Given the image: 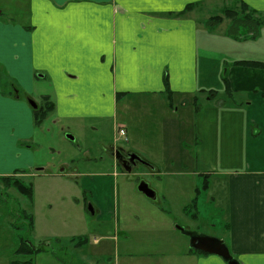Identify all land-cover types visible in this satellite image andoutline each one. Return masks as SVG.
I'll return each mask as SVG.
<instances>
[{
  "label": "rangeland",
  "instance_id": "rangeland-1",
  "mask_svg": "<svg viewBox=\"0 0 264 264\" xmlns=\"http://www.w3.org/2000/svg\"><path fill=\"white\" fill-rule=\"evenodd\" d=\"M28 1L0 0L3 18L26 23ZM207 5L186 13L194 12L202 23L221 19L212 34L202 32L201 37L208 36L202 38L203 52L198 54L199 80L208 78L216 102L225 97L224 83L216 77L226 71L224 62L257 56L264 63V27L258 39L233 41L221 35L229 25L224 11H239L241 3L214 1ZM38 84L35 82L36 87ZM48 92L36 88L31 99L42 107L41 96ZM0 93L10 99L9 105L0 104V158L8 169L0 177L24 172L15 177L32 190L28 199L0 180V264L27 260L31 264H183L178 254L191 251L189 238L170 227L211 236L222 233L221 227H213L216 211L209 200L210 192L201 187L208 176L212 181L224 179L212 177V172L239 166L243 155L240 143L226 147L213 138L209 148H199L204 151L197 154L195 165V132L200 142L201 131L209 137L213 129L221 130L217 122L212 128L206 125L208 117L215 119L217 115L205 109V97L195 107L190 102L185 107L179 103L171 107L163 98L133 96L120 102L114 120L81 123L56 120L48 114L34 126L28 98L1 68ZM174 107L175 113L171 111ZM122 125L127 128L125 138L118 136ZM252 130L257 132L255 126ZM109 143L136 151L157 170L137 164L126 173L106 153L104 144ZM174 149L179 153H170ZM177 155L184 162L175 166L168 160ZM175 172L185 175L174 176ZM141 182L155 192V200L137 191ZM195 188L198 194L193 197ZM192 197H197L195 209L189 203ZM93 208L97 210L94 215L89 210ZM166 211L172 215L167 217ZM198 211L201 216L193 220ZM25 215H31V231H27ZM24 240L33 247L44 242L49 247L30 256L15 254Z\"/></svg>",
  "mask_w": 264,
  "mask_h": 264
},
{
  "label": "crops",
  "instance_id": "crops-1",
  "mask_svg": "<svg viewBox=\"0 0 264 264\" xmlns=\"http://www.w3.org/2000/svg\"><path fill=\"white\" fill-rule=\"evenodd\" d=\"M214 1L242 3L264 12V0H29L26 23L6 20L0 12V68L27 98L36 88L49 91L41 99L46 97L53 104L50 114L56 120H114L120 102L133 96L163 98L171 107L174 103L185 107L189 102L195 107L205 97V109L217 115L208 117L206 125L212 128L217 122L221 130L213 129L209 137L201 131L200 142L195 132V165L197 154L209 148L213 138L226 147L240 143L243 155L239 166L212 172V177L224 179L212 181L204 172L216 211L213 227L223 229L219 236H206L221 240L237 264H264V68L234 64L263 61L252 56L224 62L226 71L216 77L220 82L227 79L225 97L214 102L216 93L208 78L199 80L198 54L203 52L202 38L208 36L201 37L202 32L212 34L215 28L208 29L194 12L177 15L190 5L197 10ZM2 97L0 93V104L9 105L10 99ZM171 111L177 112L176 107ZM182 160L177 155L168 161L177 166ZM1 161L0 175L8 173ZM149 164L151 171L157 170ZM171 215L166 211L167 217ZM197 216L199 211L192 219ZM170 228L179 232L177 227ZM178 256L183 264H226L215 255L182 250Z\"/></svg>",
  "mask_w": 264,
  "mask_h": 264
},
{
  "label": "trees",
  "instance_id": "trees-1",
  "mask_svg": "<svg viewBox=\"0 0 264 264\" xmlns=\"http://www.w3.org/2000/svg\"><path fill=\"white\" fill-rule=\"evenodd\" d=\"M192 8V5L188 6L184 12L179 13L177 15H183L186 14V12ZM224 16L229 20V25L226 29V35L230 37L233 40L236 41H244V40H255L258 38L259 32L262 27H264V12H256L254 10H250L248 7H246L244 4L241 3V8L239 11H233V10H226L224 11ZM221 22L220 17L214 18L211 21H207L205 23V26L208 29L215 28L219 23ZM234 64L244 66V67H250V68H264V63L257 62V61H237ZM223 83L226 86L227 85V79L226 77H223ZM168 90V89H167ZM169 92V90L167 91ZM44 103L42 107H39L38 110L33 112V122L34 125H40V123L43 121V119L46 118L48 113H50L54 106L51 102L48 101L46 97L43 99ZM18 173V171H14L12 175L10 176H4L0 177V180L2 184L6 187H12L15 189L16 192L23 195L24 197H27L28 199L32 196V190L31 186L28 184H25L23 179L15 177V175ZM201 189L205 191L207 189V180L204 178V182L202 184ZM198 194V190H196V195ZM197 198V197H196ZM196 198L192 200L191 207L195 208L196 206ZM25 220L28 223V230L31 231L32 228V222H31V215L27 216L25 215ZM44 242L42 245L33 247L28 243L27 241H22L21 245L16 250L15 254L17 255H34L36 253H39L41 251H44L46 248L49 247L48 244H45ZM80 245V243H78ZM191 250L190 252H192ZM200 254H204L199 252ZM206 255V254H204ZM10 264H31V261H15L11 262Z\"/></svg>",
  "mask_w": 264,
  "mask_h": 264
},
{
  "label": "water",
  "instance_id": "water-1",
  "mask_svg": "<svg viewBox=\"0 0 264 264\" xmlns=\"http://www.w3.org/2000/svg\"><path fill=\"white\" fill-rule=\"evenodd\" d=\"M29 104L35 108V104L32 101H29ZM69 139H72V137H69ZM128 171V170H127ZM137 191L142 193L144 196L151 200L156 199V194L154 191H152L148 185L144 182H141L138 187ZM90 210V209H89ZM91 214L93 212L90 210ZM178 230L183 233L185 236L189 238V247L192 250L199 251L208 255H215L220 257L225 263L227 264H237L235 260L232 259V257L229 254V251L226 247V245L219 239L215 237H210L206 235H201L196 232L186 231L184 229H181L177 227Z\"/></svg>",
  "mask_w": 264,
  "mask_h": 264
},
{
  "label": "flooded vegetation",
  "instance_id": "flooded-vegetation-1",
  "mask_svg": "<svg viewBox=\"0 0 264 264\" xmlns=\"http://www.w3.org/2000/svg\"><path fill=\"white\" fill-rule=\"evenodd\" d=\"M43 99L44 98H42V103H44ZM28 100L32 101L35 104V108H33L29 104L32 107L33 112L38 110L39 107H41L40 105H37L32 99L28 98ZM48 114H50V113H48ZM69 137H71V136H69ZM67 138H68V136H67ZM106 153L109 155V157L111 156L113 158L114 165L116 167L120 166L123 169V171H125L128 174H130L132 172V170L136 167L137 164H141V165L145 166L146 168H148L149 170L151 169V165L149 164L147 159L142 157L136 151H133L131 149H124L123 150V149H120V148L114 146L113 144H111V145H109V148L106 149ZM19 175L23 176L24 173H19ZM90 210L93 212L92 215H94L95 212L97 211L95 208L90 209Z\"/></svg>",
  "mask_w": 264,
  "mask_h": 264
},
{
  "label": "built area",
  "instance_id": "built-area-1",
  "mask_svg": "<svg viewBox=\"0 0 264 264\" xmlns=\"http://www.w3.org/2000/svg\"><path fill=\"white\" fill-rule=\"evenodd\" d=\"M120 136H124V132L122 130L119 131Z\"/></svg>",
  "mask_w": 264,
  "mask_h": 264
}]
</instances>
